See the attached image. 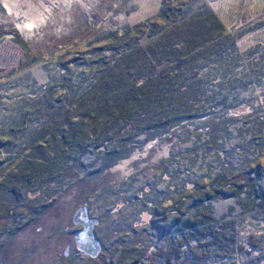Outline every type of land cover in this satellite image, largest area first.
I'll return each mask as SVG.
<instances>
[{"label": "trees", "instance_id": "16d2710c", "mask_svg": "<svg viewBox=\"0 0 264 264\" xmlns=\"http://www.w3.org/2000/svg\"><path fill=\"white\" fill-rule=\"evenodd\" d=\"M185 5L163 0L158 21L105 32L24 94L0 89V264L79 177L131 168L152 151L170 153L156 182L115 209L98 258L80 254L104 264H264V231L239 229L242 219L264 223V93L237 82L246 71L217 17Z\"/></svg>", "mask_w": 264, "mask_h": 264}, {"label": "rangeland", "instance_id": "374dc122", "mask_svg": "<svg viewBox=\"0 0 264 264\" xmlns=\"http://www.w3.org/2000/svg\"><path fill=\"white\" fill-rule=\"evenodd\" d=\"M189 2L193 6L204 5L217 17L231 42L237 45V65L240 63L243 73L246 71L247 76L237 82L253 83L251 89H256L253 96L262 95L264 60L254 62L264 51V0H180L181 5ZM162 5L163 0H0V89L5 90L3 96L24 94L32 79L38 82L47 74H58L60 61L81 57L105 32L145 20L158 21ZM15 29L26 39L25 47L14 37ZM51 51L55 55L43 60L44 54ZM46 64L47 69L42 70L41 66ZM5 105L7 102L0 99V108ZM169 156L170 153L164 151H152L134 161L131 168H114L103 174L88 175L84 180L79 177L72 191L46 208L38 221L40 231L33 229L24 233L8 252L11 259L7 264H104L102 259L89 262L77 252L73 236L80 227L72 224L73 215L88 199V215L102 220L95 228L96 238L108 246L107 240L116 228L115 209L122 207L133 192L143 193L145 187H151L161 173L155 168L162 166ZM139 171L143 172L138 174ZM125 176L130 178L125 179ZM253 219L240 220L239 229L244 236L250 229L264 231V223ZM136 220L135 227L139 222L138 218Z\"/></svg>", "mask_w": 264, "mask_h": 264}, {"label": "water", "instance_id": "95a60500", "mask_svg": "<svg viewBox=\"0 0 264 264\" xmlns=\"http://www.w3.org/2000/svg\"><path fill=\"white\" fill-rule=\"evenodd\" d=\"M72 224L80 227L73 236L76 250L93 260L96 259L102 252L101 242L95 236L99 220L89 217L87 207L83 206L73 215Z\"/></svg>", "mask_w": 264, "mask_h": 264}, {"label": "flooded vegetation", "instance_id": "af4514ba", "mask_svg": "<svg viewBox=\"0 0 264 264\" xmlns=\"http://www.w3.org/2000/svg\"><path fill=\"white\" fill-rule=\"evenodd\" d=\"M90 217V216H89Z\"/></svg>", "mask_w": 264, "mask_h": 264}]
</instances>
